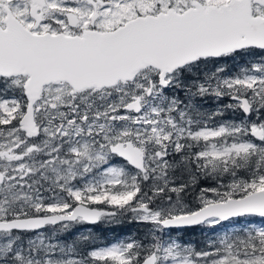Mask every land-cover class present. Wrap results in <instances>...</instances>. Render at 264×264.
<instances>
[{"label": "snow or ice", "instance_id": "6c2138e0", "mask_svg": "<svg viewBox=\"0 0 264 264\" xmlns=\"http://www.w3.org/2000/svg\"><path fill=\"white\" fill-rule=\"evenodd\" d=\"M0 264H264V0H0Z\"/></svg>", "mask_w": 264, "mask_h": 264}, {"label": "trees", "instance_id": "16d2710c", "mask_svg": "<svg viewBox=\"0 0 264 264\" xmlns=\"http://www.w3.org/2000/svg\"><path fill=\"white\" fill-rule=\"evenodd\" d=\"M221 103H227L222 101ZM216 107V104L209 100L204 103V108L212 110ZM227 118V117H225ZM130 216L117 217L115 221L111 223H98L96 225H77L74 226L69 232L59 234L56 240L62 243H71L82 235L91 234L94 237L92 243L95 246L111 245L112 243L119 242L121 240L127 241L132 238L137 240H145V233L147 232V225L130 222ZM232 223H226L223 228L216 230L196 227L186 230H173L172 235L179 234L183 241L194 242L197 248L203 247L208 241L212 240L214 236L219 235L225 229L232 228ZM45 232H50L49 229H44ZM145 242H147L145 240ZM78 249L83 250V243L78 244Z\"/></svg>", "mask_w": 264, "mask_h": 264}, {"label": "water", "instance_id": "95a60500", "mask_svg": "<svg viewBox=\"0 0 264 264\" xmlns=\"http://www.w3.org/2000/svg\"><path fill=\"white\" fill-rule=\"evenodd\" d=\"M174 230H176V229H174ZM173 231V230H172Z\"/></svg>", "mask_w": 264, "mask_h": 264}]
</instances>
